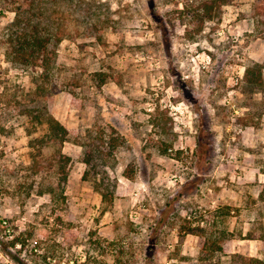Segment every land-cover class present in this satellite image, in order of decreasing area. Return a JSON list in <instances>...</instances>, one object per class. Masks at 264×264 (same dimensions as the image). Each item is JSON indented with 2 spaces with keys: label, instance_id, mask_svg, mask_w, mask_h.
Here are the masks:
<instances>
[{
  "label": "rangeland",
  "instance_id": "obj_1",
  "mask_svg": "<svg viewBox=\"0 0 264 264\" xmlns=\"http://www.w3.org/2000/svg\"><path fill=\"white\" fill-rule=\"evenodd\" d=\"M253 1L41 0L35 67L7 54L19 16L0 0V264H227L206 246L222 230L262 235L264 259ZM48 114L71 131L62 145ZM96 134L120 139L112 202L84 178L76 139Z\"/></svg>",
  "mask_w": 264,
  "mask_h": 264
},
{
  "label": "trees",
  "instance_id": "obj_2",
  "mask_svg": "<svg viewBox=\"0 0 264 264\" xmlns=\"http://www.w3.org/2000/svg\"><path fill=\"white\" fill-rule=\"evenodd\" d=\"M7 4L13 6L16 16L15 22L10 26L7 44V54L13 60H22L27 63L32 62L36 67L39 61H49L46 55L48 38L40 36L37 23H32V9L41 8V0H5ZM152 2L153 0H148ZM230 0H223L222 6L228 5ZM14 5H16L14 9ZM250 19L255 23V33L258 37H264V0H254L251 6ZM14 27H17L16 31ZM15 31V32H14ZM264 64H254L246 69V79L250 78L251 71H256V77L249 79L256 89L264 91L262 70ZM252 77V74H251ZM44 123L48 127L47 139L49 142L64 144L68 141L71 131L64 126L55 117L48 114L44 118ZM76 142L85 148L83 163L85 164L84 178L93 180L94 186L101 195L103 201L112 202L116 190L114 181L110 178L109 173L105 170L107 158L113 155V150L120 144L118 137L103 139L100 136L92 135L90 140L85 141L77 138ZM234 236L226 230L220 231L215 236V241L207 243V247L216 245L217 250L223 251L225 240H230ZM243 239H262V235H255L251 230ZM207 247L205 248L207 250ZM228 258L227 264H264V259L259 257H249L244 255L223 254ZM218 264L222 262L219 258Z\"/></svg>",
  "mask_w": 264,
  "mask_h": 264
},
{
  "label": "crops",
  "instance_id": "obj_3",
  "mask_svg": "<svg viewBox=\"0 0 264 264\" xmlns=\"http://www.w3.org/2000/svg\"><path fill=\"white\" fill-rule=\"evenodd\" d=\"M253 177L256 178V175ZM247 178L248 175H245L239 179H241V182H245ZM195 237L197 240L199 239L197 234H195ZM223 250L229 255L259 257V241L257 239H240L234 236L232 239L227 240L226 244L223 245Z\"/></svg>",
  "mask_w": 264,
  "mask_h": 264
}]
</instances>
